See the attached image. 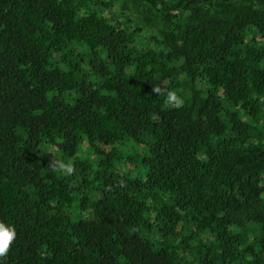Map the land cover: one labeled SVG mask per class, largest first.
<instances>
[{
  "label": "trees",
  "instance_id": "1",
  "mask_svg": "<svg viewBox=\"0 0 264 264\" xmlns=\"http://www.w3.org/2000/svg\"><path fill=\"white\" fill-rule=\"evenodd\" d=\"M0 222V264H264V0H0Z\"/></svg>",
  "mask_w": 264,
  "mask_h": 264
},
{
  "label": "clouds",
  "instance_id": "2",
  "mask_svg": "<svg viewBox=\"0 0 264 264\" xmlns=\"http://www.w3.org/2000/svg\"><path fill=\"white\" fill-rule=\"evenodd\" d=\"M152 91L157 95H165V90L158 86H153ZM165 104L180 108L183 106L184 100L177 94L176 91H167ZM49 167L52 168L53 171H59L64 174L70 175L74 172V166L72 163H64L60 159L51 160L49 162ZM16 236L17 234L15 228L6 226L4 223L0 222V258L7 256L14 240L16 239Z\"/></svg>",
  "mask_w": 264,
  "mask_h": 264
}]
</instances>
